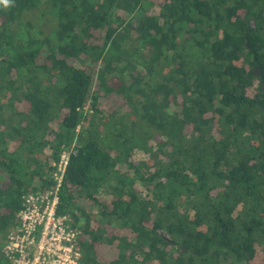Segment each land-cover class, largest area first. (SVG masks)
<instances>
[{
    "label": "trees",
    "instance_id": "obj_1",
    "mask_svg": "<svg viewBox=\"0 0 264 264\" xmlns=\"http://www.w3.org/2000/svg\"><path fill=\"white\" fill-rule=\"evenodd\" d=\"M64 155L83 263L264 264V0H0L3 239Z\"/></svg>",
    "mask_w": 264,
    "mask_h": 264
},
{
    "label": "built area",
    "instance_id": "obj_2",
    "mask_svg": "<svg viewBox=\"0 0 264 264\" xmlns=\"http://www.w3.org/2000/svg\"><path fill=\"white\" fill-rule=\"evenodd\" d=\"M64 155L55 174L58 187L47 194L30 193L28 207L19 214L20 225L9 234L5 252L14 264H85L77 247V233L56 214L58 189L67 166Z\"/></svg>",
    "mask_w": 264,
    "mask_h": 264
},
{
    "label": "rangeland",
    "instance_id": "obj_3",
    "mask_svg": "<svg viewBox=\"0 0 264 264\" xmlns=\"http://www.w3.org/2000/svg\"><path fill=\"white\" fill-rule=\"evenodd\" d=\"M76 64H77L78 66H80L81 62H76ZM137 157H138V158H145V157H147V155L144 154L143 152H140V153H137ZM14 230H15V228L12 229L10 233H12ZM10 233H9V234H10ZM7 238H8V237H7ZM7 238H6V239H3L2 236L0 235V247H2V251H4V253H6V252H5V246H6ZM116 253H117V252H108V254H107L106 256H101L100 259H101V260H104L105 262H107V260H111V259L113 258V256L116 255Z\"/></svg>",
    "mask_w": 264,
    "mask_h": 264
}]
</instances>
